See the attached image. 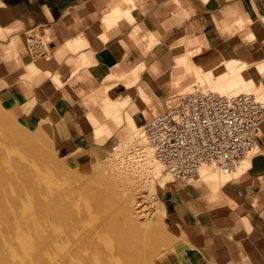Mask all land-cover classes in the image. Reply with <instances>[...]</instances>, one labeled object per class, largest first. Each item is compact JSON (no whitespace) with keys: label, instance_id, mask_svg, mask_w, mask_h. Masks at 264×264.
<instances>
[{"label":"crops","instance_id":"1","mask_svg":"<svg viewBox=\"0 0 264 264\" xmlns=\"http://www.w3.org/2000/svg\"><path fill=\"white\" fill-rule=\"evenodd\" d=\"M263 20L264 0H0V69L14 70L12 82H0V103L9 109L15 106L18 117L30 127L50 120L39 103L48 97L63 123L64 148H96L91 140L93 130L84 123L89 122L93 109L88 111L79 97H120L114 117L120 124L123 114L128 116L135 135L139 129L135 111L143 110L152 118L159 110L154 99L139 87L159 85V78L170 76L173 94L177 93L183 89L179 74L186 57L208 63V73L222 70L227 77L235 71L223 62L225 47L220 50L221 57L215 58L207 49L213 45L201 40L207 48H202L197 59V48L202 47L198 39L188 40L184 51L177 41L199 33L209 40L217 22L220 29L234 36L235 30L240 32L251 21L254 32L242 35L255 36L258 22ZM32 36H39L43 44L38 47L48 50L44 61L27 55V41ZM255 52L254 63L262 66L264 51ZM12 56L22 62L20 67L6 65ZM18 71L39 80L36 84L31 81L26 89L16 78ZM49 71L52 76L46 77ZM245 77L234 74L226 84L225 80H215L209 86L223 87L225 94L238 93L236 84ZM250 77L256 87L263 85L261 79ZM206 86L198 83L194 87ZM136 93L139 97L134 107L127 110V102ZM20 97H30L32 103L35 100V109L19 104ZM260 141L258 154L240 166L237 176L242 177L251 166L257 170L244 175L239 184L225 187L228 202L224 206L213 207L217 202L210 201L203 191L196 201L200 209L181 200H165L176 241L161 264H264V131ZM199 176L201 188L213 183L215 196H220L227 175L214 176L203 167Z\"/></svg>","mask_w":264,"mask_h":264},{"label":"rangeland","instance_id":"2","mask_svg":"<svg viewBox=\"0 0 264 264\" xmlns=\"http://www.w3.org/2000/svg\"><path fill=\"white\" fill-rule=\"evenodd\" d=\"M258 24L260 28L256 30L255 36L242 35L248 30L254 32L251 29V21L246 22L240 32L235 30L234 36L220 29L217 22V30L210 32L212 35L209 40L205 34L199 33L188 34L177 41L176 45L183 51L188 48V40L192 38L198 39L200 44L201 40H205L213 45V48H207V45L201 44L202 47L197 48L195 57L203 51L202 48H207L218 58L219 54H223L220 50L225 47L223 62L234 67L235 71L227 77L222 70L208 73V63L186 57L181 63L183 68L179 74L183 89L177 93L173 94L174 85L169 83L173 78L170 76L159 78V85L139 87V90H143L147 97H152L159 106L152 118H148L143 110L135 111L136 126L139 128L137 131L141 132L142 142L133 141L134 128L132 129L128 116L126 118L123 114L124 121L120 124L117 117H114L115 106L120 97H79L88 106V111L93 109V115L89 116V122L92 124L86 120L84 123L93 130L91 140L95 142L96 148L88 150L64 148L66 143H63V123L49 104L48 97L41 99L39 103L50 120L30 127L25 124V120L18 117L15 106L9 109L0 103V264H49L46 246L40 247L38 243V236H46L48 231L45 228L44 231L34 228V223L36 219L44 218L53 207H57L59 211L64 207L66 213L72 210L83 213L81 221L84 222L90 221L97 211L125 214L126 222L120 221L110 228L111 235L116 236L121 233L122 228L127 227L131 233V237L126 239L127 248L133 256L135 255L132 264H161L163 257L171 251L176 241L167 220L165 200H181L195 209H200L196 201L201 198L203 191L210 201L217 202L213 207L224 206L225 201L228 202L225 200V187L233 183L239 184L244 175L253 174L257 170L255 166H251L242 177L237 176L240 166L250 157L257 155L259 146H262L260 140L263 137L264 121L261 124V139L259 138L257 146L239 162L234 171L223 177L225 184L220 189V196H215L217 191L213 183H206L201 188L199 175L195 180L183 183L169 173L149 145L144 127L173 106L169 101L171 97H179L193 90L198 83L208 85L200 87L202 89L225 94L223 87L220 89L209 86L210 82L225 80L226 84L234 74L237 77L249 75L261 79L263 85L259 87L251 82L249 76L240 79L236 87L238 93L253 94L264 102V63L262 66L254 63L255 51H264V20ZM27 43V55L35 61H44L48 50L38 47L43 44L40 37L32 36ZM230 48H234V51ZM12 58L13 56L7 59L6 65H22L21 61ZM13 71L0 69V82H12ZM18 74L16 78L19 82L22 81L26 89H30L31 81L36 84L39 80L37 76L26 77L20 74V71ZM48 75L52 76V71H49L46 77ZM136 88L138 86L134 89ZM138 97L136 93L132 100L127 102V110L134 107ZM19 104L32 106L34 109L36 107V101L30 102V97H20ZM40 128L43 130L39 131ZM111 130L113 132L110 133ZM204 169L214 176L223 175L211 166ZM16 171L29 172L26 184L40 187V191L32 199L25 196V190L17 179H14ZM173 185L177 187L176 191ZM50 193L51 201L48 203ZM33 203L39 206L31 209ZM230 205L238 207L237 203Z\"/></svg>","mask_w":264,"mask_h":264},{"label":"built area","instance_id":"3","mask_svg":"<svg viewBox=\"0 0 264 264\" xmlns=\"http://www.w3.org/2000/svg\"><path fill=\"white\" fill-rule=\"evenodd\" d=\"M264 102L250 93L219 94L195 88L145 126L160 162L189 183L203 165L228 174L260 138Z\"/></svg>","mask_w":264,"mask_h":264},{"label":"bare ground","instance_id":"4","mask_svg":"<svg viewBox=\"0 0 264 264\" xmlns=\"http://www.w3.org/2000/svg\"><path fill=\"white\" fill-rule=\"evenodd\" d=\"M195 88L196 87H194V89ZM197 88L207 91L200 87ZM175 101L176 100L174 99L170 103L174 106L176 104H174ZM132 139L135 143L142 142L141 132H136ZM146 139L151 146L147 135ZM151 148L153 149L152 146ZM207 166L209 165L201 166L199 173L203 167ZM18 171L14 172L15 175L13 177L14 179H17L19 185L25 190V196L32 199L40 191V187L27 185L26 179L29 172L23 173ZM221 173L223 175L230 174ZM51 195L52 193L49 194L48 203L51 201ZM38 206V204L33 203L30 208L33 209ZM65 210L66 208L62 207L61 212L57 207H53V210L47 213L44 218L41 217L36 219L34 223V228H39L40 231H44L45 228L48 231V233L46 232L47 237L44 235L43 237L40 235L38 236V243L40 244V247L46 246V253L48 255L47 261L49 264H132V259L135 255L133 256V254L129 252L126 242V239L131 237L130 230L127 227H124L121 229V233L116 236H113L110 233V228H113L116 224L120 223V221L126 222L127 217L125 214L120 215L117 213H102L97 211L93 214L90 221L87 220L84 222L81 221L83 213L79 214L78 211L74 210L70 213H66ZM44 237H46V239H43Z\"/></svg>","mask_w":264,"mask_h":264}]
</instances>
